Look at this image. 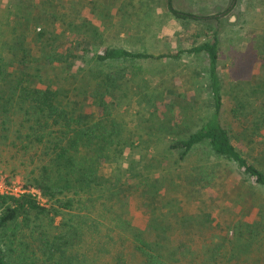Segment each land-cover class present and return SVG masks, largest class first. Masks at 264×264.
<instances>
[{
    "label": "rangeland",
    "instance_id": "374dc122",
    "mask_svg": "<svg viewBox=\"0 0 264 264\" xmlns=\"http://www.w3.org/2000/svg\"><path fill=\"white\" fill-rule=\"evenodd\" d=\"M172 1L177 10L198 18L177 17L170 11L168 0H0V53L4 44L11 43L15 35L28 28L38 31L46 27L68 36L66 39L77 55L72 58L74 66L41 64L40 68L45 80L61 88L65 104L77 111L84 106L99 114L100 99L95 91L97 82L104 77L100 74L130 65L99 61L97 55L103 49L123 47L154 55L155 58L136 61L139 72L125 85L128 94L125 103L113 111L125 124L132 142L125 148L122 165L124 179L130 182L140 177L141 170L152 171L154 178L160 173L177 172L179 165L173 164L166 152L167 145L198 130L214 113L208 55L192 52L194 46L217 39L221 93L228 109L239 100L249 101L248 91L260 70L253 55L264 34V0ZM28 16L46 18L38 24L26 25ZM62 47L60 51L65 52ZM146 93H152L150 104L144 100ZM247 104V113H253L254 106ZM226 119H230L229 115ZM231 122L237 131L244 126V123L238 125L235 118ZM12 130L8 131L9 137L0 136V172L8 179L32 185L28 179L31 166L22 162L26 158L24 151L7 146L13 137ZM234 143L246 155V140L235 138ZM206 152L200 148L191 159L203 157ZM35 156L38 160H49ZM224 167L215 184L200 188L198 200L196 194L195 200L185 204V209L193 215V225L172 233L163 243L169 259L184 253L188 259L194 257L196 264L209 260L218 264L211 258L214 255L217 260L220 257L221 264H264V227L249 237L235 234L238 221L254 220L257 209L249 210L242 203L237 204L243 175L227 164ZM165 178L161 193L170 198L169 194L175 191ZM147 194L141 191L105 196L101 207L77 208L64 215L65 210L41 193L39 202L54 208L49 214L41 215L42 219L35 216L34 221L50 223L44 227L54 234L67 231L71 224L79 230L67 253L73 259L75 256V264H138L142 258L132 245L133 239L136 234L152 239L148 227L152 211L156 212L160 205ZM201 200L206 202L203 204ZM105 206L104 214L100 213ZM202 207L212 214L211 221L198 217ZM2 210L0 206V213ZM116 219L122 221L121 227ZM6 234L11 235V231ZM6 234L0 233V239ZM24 238L33 240L28 235ZM122 239L128 240L124 244ZM113 241L120 249H113ZM181 242L185 245L180 246ZM118 251L122 261L116 258Z\"/></svg>",
    "mask_w": 264,
    "mask_h": 264
},
{
    "label": "trees",
    "instance_id": "16d2710c",
    "mask_svg": "<svg viewBox=\"0 0 264 264\" xmlns=\"http://www.w3.org/2000/svg\"><path fill=\"white\" fill-rule=\"evenodd\" d=\"M168 7L179 18H198L193 13L177 10L172 0H168ZM43 18L46 17L28 16L26 25L38 24ZM261 35L253 55L260 70L248 91L247 102L254 106L253 113H247L248 104L244 100H239L230 109L224 106L217 39L202 42L191 49L208 55L215 108L212 117L198 130L167 145L166 152L173 164L179 165L177 172L160 173L154 178L152 171L141 170L138 181L130 182L124 179L122 169L125 148L132 142L127 137L125 124L114 116L113 111L125 103L128 96L125 85L139 72L136 61L155 58L154 55L123 47L103 49L97 55L99 61L129 62L130 65L114 67L100 74L104 77L97 82L95 91V96L100 99L99 114L84 106L77 111L65 104L62 90L56 83L44 79L41 64H65L71 68L75 64L72 58L77 56L66 39L67 35H59L46 27L38 31L28 28L15 35L11 43L3 42L0 53V136L9 137L8 131L13 129L12 140L7 146L24 151L26 158L22 162L32 169L29 183L56 202L59 209L65 210L64 215L77 208L101 207L105 196L148 193L151 200L155 199L160 205L156 212L152 211L148 227L152 239L147 240L140 234L133 239L132 245L142 258L138 264H196L194 257L188 259L184 253L169 259L163 243L172 233L193 225V215L185 209V204L195 200L196 194L198 200L200 188L215 184L224 165L243 175L238 186L240 197L237 204L242 203L249 210L257 209L254 220L238 221L239 229L235 234L249 237L264 227V34ZM61 46L65 52L60 51ZM151 98L152 93H146V104H150ZM232 118L237 119L238 125L244 123L241 130L237 131ZM240 136L246 140V155L234 143V139H240ZM259 137L262 139L257 140ZM200 148L207 150L205 155L191 159ZM35 155L49 160H38ZM165 176L175 191L169 194L170 198L161 193ZM200 202L204 204L206 201ZM0 206L3 207L0 233L11 231V235L4 236L6 240L0 239V264H75V256L73 259L67 253L79 230L71 224L67 231L54 234L44 227L50 223L34 221L35 216L39 220L41 215L49 214L53 206L45 207L29 193L20 197L0 193ZM105 209L107 206L101 208L103 212L100 213L104 214ZM199 213L198 217L203 221L209 222L213 218L203 207ZM116 223L121 227L122 221L116 219ZM25 235L33 238L32 242L26 241ZM127 240L122 239V242L125 244ZM112 244L114 250L120 249L117 242ZM179 245L185 244L181 242ZM119 253L116 258L122 261L123 256ZM213 257L221 264L220 257L218 260L215 255ZM200 263L213 264L211 260Z\"/></svg>",
    "mask_w": 264,
    "mask_h": 264
},
{
    "label": "built area",
    "instance_id": "2783aa9c",
    "mask_svg": "<svg viewBox=\"0 0 264 264\" xmlns=\"http://www.w3.org/2000/svg\"><path fill=\"white\" fill-rule=\"evenodd\" d=\"M0 193L15 197H20L23 194L29 193L36 199L39 198L37 200L38 202L41 200L40 189L35 186L22 183L20 180L8 179V177L2 172H0Z\"/></svg>",
    "mask_w": 264,
    "mask_h": 264
}]
</instances>
